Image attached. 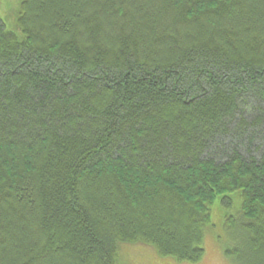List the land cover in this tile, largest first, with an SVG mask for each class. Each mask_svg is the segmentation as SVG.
<instances>
[{
  "label": "trees",
  "instance_id": "16d2710c",
  "mask_svg": "<svg viewBox=\"0 0 264 264\" xmlns=\"http://www.w3.org/2000/svg\"><path fill=\"white\" fill-rule=\"evenodd\" d=\"M18 23L0 264H119L120 243L197 264L237 192L243 263L264 264V0H24Z\"/></svg>",
  "mask_w": 264,
  "mask_h": 264
},
{
  "label": "rangeland",
  "instance_id": "374dc122",
  "mask_svg": "<svg viewBox=\"0 0 264 264\" xmlns=\"http://www.w3.org/2000/svg\"><path fill=\"white\" fill-rule=\"evenodd\" d=\"M23 1L0 0V18L7 31L15 34L19 40L24 39L18 23ZM152 14L161 16L156 12H151L150 15ZM226 198L232 201L233 207L231 210L224 207V195L216 199L211 209V224L205 229V254L197 264H244L242 253L246 251V233L241 229L240 193L226 195ZM232 221L236 222V226L232 225ZM118 249L119 264H192L178 262L171 257H161L155 248L145 244L120 243Z\"/></svg>",
  "mask_w": 264,
  "mask_h": 264
}]
</instances>
